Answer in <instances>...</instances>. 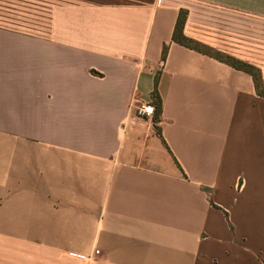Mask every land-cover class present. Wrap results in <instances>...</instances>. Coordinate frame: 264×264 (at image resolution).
I'll return each instance as SVG.
<instances>
[{
	"label": "crops",
	"instance_id": "obj_1",
	"mask_svg": "<svg viewBox=\"0 0 264 264\" xmlns=\"http://www.w3.org/2000/svg\"><path fill=\"white\" fill-rule=\"evenodd\" d=\"M43 2L0 13V264H264V60L172 42L255 62L264 0Z\"/></svg>",
	"mask_w": 264,
	"mask_h": 264
},
{
	"label": "rangeland",
	"instance_id": "obj_2",
	"mask_svg": "<svg viewBox=\"0 0 264 264\" xmlns=\"http://www.w3.org/2000/svg\"><path fill=\"white\" fill-rule=\"evenodd\" d=\"M43 1H46L45 3L49 2V0H0V13L3 14V16L13 20L16 22V24H13L18 31L23 32H30V33H38L41 32V26H42V15L43 12L42 7ZM52 4L56 2H100V3H109L113 1H125V0H51ZM26 4L29 5V9H32V6H34V17L32 18V13L29 11L28 13L30 16L26 17L25 15H22V8H26ZM26 12V11H25ZM37 12H40L39 14ZM184 17H186V12L184 10L180 11ZM21 19H26V21H22ZM22 21V23H28V25H33V28L30 27V25H22L19 24ZM219 25L223 26L224 23H218ZM239 24V23H238ZM237 24V26H238ZM250 23H243L240 25V30L236 28L235 35L236 37L232 40L227 41L230 45V52L229 54L220 53L217 51L212 50L209 47L203 46L200 42L196 40H187L189 41V44L191 47L203 50L204 52H207L209 54H212L216 57H220L221 60L230 62L232 64H237V66L242 67L248 71H250L257 80H260V77L262 76L261 71V64H263L264 60V25H258V41H257V47H256V54H257V60L254 62L253 60L248 62L247 59L249 58V42H250ZM233 27V26H232ZM223 30V29H222ZM32 31V32H31ZM224 40V39H222ZM234 40V42H233ZM252 48V47H251ZM255 60V58H254ZM254 62V63H253Z\"/></svg>",
	"mask_w": 264,
	"mask_h": 264
},
{
	"label": "trees",
	"instance_id": "obj_3",
	"mask_svg": "<svg viewBox=\"0 0 264 264\" xmlns=\"http://www.w3.org/2000/svg\"><path fill=\"white\" fill-rule=\"evenodd\" d=\"M184 22H185V17L180 12L179 16H178L177 23H175L173 37H172V42L180 44V45H183V46H186V48H193V47L190 46L189 41H187L188 39H186V37L182 33L183 23ZM194 49H196V48H194ZM165 56H166V48H164V50H163V57L162 58H164ZM217 58H219L220 61H222V62H224V63H226V64H228V65H230V66H232L234 68H236L237 70H240V71H243L245 73H248V74L252 75L256 86L259 85L258 84L259 80H257L255 78V76L250 71H248V70H246V69H244L242 67L237 66V64H232L230 62L223 61V60H221L220 57H217ZM155 85H157V80H155ZM151 99H152V105L155 107L153 118H154V120H157L158 116L160 114V111L162 109V104H161V99H160L159 95L157 94L156 88L151 94Z\"/></svg>",
	"mask_w": 264,
	"mask_h": 264
},
{
	"label": "built area",
	"instance_id": "obj_4",
	"mask_svg": "<svg viewBox=\"0 0 264 264\" xmlns=\"http://www.w3.org/2000/svg\"><path fill=\"white\" fill-rule=\"evenodd\" d=\"M155 107L152 104L139 103L135 108L136 114L140 117L153 118Z\"/></svg>",
	"mask_w": 264,
	"mask_h": 264
}]
</instances>
